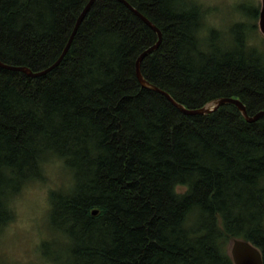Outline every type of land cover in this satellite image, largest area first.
<instances>
[{"label":"trees","instance_id":"trees-1","mask_svg":"<svg viewBox=\"0 0 264 264\" xmlns=\"http://www.w3.org/2000/svg\"><path fill=\"white\" fill-rule=\"evenodd\" d=\"M127 1L163 34L142 62L150 84L189 109L237 98L250 116L264 110V56L244 50L241 32L227 49L213 34L204 51L196 13L177 0ZM88 2L0 0V61L52 66ZM157 41L118 0H97L52 72L0 68V199L54 149L75 173L70 193H53L50 218L72 264H234L232 239L252 243L264 264V117L249 123L232 104L190 116L143 88L137 60ZM177 181L191 184L182 198Z\"/></svg>","mask_w":264,"mask_h":264},{"label":"clouds","instance_id":"clouds-1","mask_svg":"<svg viewBox=\"0 0 264 264\" xmlns=\"http://www.w3.org/2000/svg\"><path fill=\"white\" fill-rule=\"evenodd\" d=\"M175 6L178 11L196 13L192 36L198 46L210 48L215 34L216 46L222 47L239 28L244 50L264 55V22L248 11L264 9V0H177ZM68 159L49 149L38 161L39 174L28 176L18 190L0 199L9 216L0 223V264H62L61 257L46 254L43 245L70 243L65 234L49 226L55 208L53 193H70L76 185ZM190 190L188 182L177 181L172 187L173 194L181 198Z\"/></svg>","mask_w":264,"mask_h":264},{"label":"water","instance_id":"water-1","mask_svg":"<svg viewBox=\"0 0 264 264\" xmlns=\"http://www.w3.org/2000/svg\"><path fill=\"white\" fill-rule=\"evenodd\" d=\"M97 0H89L83 11L81 12L80 16L77 19V22L75 24V27L73 29V32L69 38V41L64 48L61 56L59 59L50 67L46 68L45 70L34 72L31 69L27 67H21V66H11L8 64L3 63L0 61V68L6 69V70H11V71H17V72H22L25 73L27 76L30 78H40L43 77L50 72H52L54 69H56L64 60L66 55L68 54L72 43L74 41V38L84 21L85 17L89 13L90 9L94 5V3ZM120 3L125 5L131 12H133L140 20H142L148 27H150L154 32L157 33L158 35V41L155 45L149 47L147 50H145L138 58L137 64H136V73H137V78L143 88L153 90L155 92H158L165 96L167 100L175 106L177 109H179L182 113L186 115H207L211 114L215 111H217L221 106L227 105V104H232L236 106L240 112L242 113L243 117L246 119L247 122L249 123H254L258 121L260 118L264 117V110L258 112L257 114L250 116L247 112V109L245 105L237 98H222L217 101H214L207 106L199 109H189L186 108L184 105L178 103L169 93L159 89L158 87L150 84L143 76L142 74V62L143 60L150 54H152L154 51L158 50L159 47L162 44L163 41V34L161 30L153 23L151 22L145 15H143L140 11L135 9L127 0H118ZM260 22H264V9L261 10L260 12ZM94 215L98 214V211H94ZM231 257L234 262V264H263V259H262V254L260 250L255 247L252 243L245 241V240H240L236 239L233 241L232 246H231Z\"/></svg>","mask_w":264,"mask_h":264},{"label":"rangeland","instance_id":"rangeland-1","mask_svg":"<svg viewBox=\"0 0 264 264\" xmlns=\"http://www.w3.org/2000/svg\"><path fill=\"white\" fill-rule=\"evenodd\" d=\"M262 9H249V15H251L252 17H254L257 21L260 22V12H261ZM241 32V29L239 30V28H236L234 29V33H235V36H234V39L231 40V41H227V42H224L223 44V48L227 49L229 47H232L234 46V43L236 41V37L237 35ZM241 34V33H240ZM215 35V34H214ZM216 37V35H215ZM241 38H243L242 35H240ZM212 40H213V37H212ZM244 40V38H243ZM221 48V47H220ZM204 49V48H203ZM207 48L205 47L204 51L206 50ZM264 56V55H263ZM183 190V189H181ZM62 193H65V192H62ZM49 226L51 228H53L54 230H56L52 224H51V220L49 221ZM233 239L230 240L227 245H226V253L231 257V246H232V243H233ZM43 248H44V251L46 254H49V255H55V256H59L61 257V261H62V264H72V257L71 255H69V248H68V244L66 246H61V247H54V246H50L49 244L45 243L43 245Z\"/></svg>","mask_w":264,"mask_h":264}]
</instances>
